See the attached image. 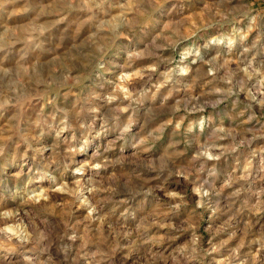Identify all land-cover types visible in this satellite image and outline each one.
Here are the masks:
<instances>
[{
    "label": "clouds",
    "instance_id": "1",
    "mask_svg": "<svg viewBox=\"0 0 264 264\" xmlns=\"http://www.w3.org/2000/svg\"><path fill=\"white\" fill-rule=\"evenodd\" d=\"M0 264H264V7L0 0Z\"/></svg>",
    "mask_w": 264,
    "mask_h": 264
},
{
    "label": "rangeland",
    "instance_id": "2",
    "mask_svg": "<svg viewBox=\"0 0 264 264\" xmlns=\"http://www.w3.org/2000/svg\"><path fill=\"white\" fill-rule=\"evenodd\" d=\"M255 6L257 8H262L264 7V0H255Z\"/></svg>",
    "mask_w": 264,
    "mask_h": 264
}]
</instances>
